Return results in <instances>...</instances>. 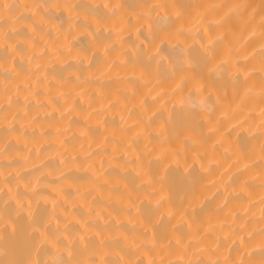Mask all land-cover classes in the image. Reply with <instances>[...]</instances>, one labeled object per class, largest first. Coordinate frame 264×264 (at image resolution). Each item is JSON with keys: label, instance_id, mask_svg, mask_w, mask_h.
Returning a JSON list of instances; mask_svg holds the SVG:
<instances>
[{"label": "bare ground", "instance_id": "bare-ground-1", "mask_svg": "<svg viewBox=\"0 0 264 264\" xmlns=\"http://www.w3.org/2000/svg\"><path fill=\"white\" fill-rule=\"evenodd\" d=\"M0 264H264V0H0Z\"/></svg>", "mask_w": 264, "mask_h": 264}, {"label": "clouds", "instance_id": "clouds-1", "mask_svg": "<svg viewBox=\"0 0 264 264\" xmlns=\"http://www.w3.org/2000/svg\"><path fill=\"white\" fill-rule=\"evenodd\" d=\"M197 107L201 110V111H210L211 110V105L209 103H207L206 100H199Z\"/></svg>", "mask_w": 264, "mask_h": 264}]
</instances>
